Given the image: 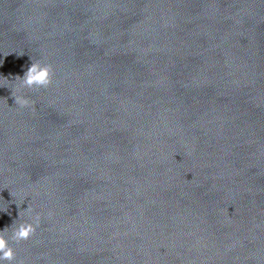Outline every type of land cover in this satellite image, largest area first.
I'll return each instance as SVG.
<instances>
[{
    "label": "water",
    "instance_id": "95a60500",
    "mask_svg": "<svg viewBox=\"0 0 264 264\" xmlns=\"http://www.w3.org/2000/svg\"><path fill=\"white\" fill-rule=\"evenodd\" d=\"M28 206L14 264H264V0H0V231Z\"/></svg>",
    "mask_w": 264,
    "mask_h": 264
},
{
    "label": "clouds",
    "instance_id": "9594fccd",
    "mask_svg": "<svg viewBox=\"0 0 264 264\" xmlns=\"http://www.w3.org/2000/svg\"><path fill=\"white\" fill-rule=\"evenodd\" d=\"M52 77L53 69L50 64L32 61L22 78L20 76L15 77L14 80L19 82L18 85L14 84L13 88H10L15 105L27 108L32 105V101L22 94H15L13 89L19 92V90L25 88L30 90L48 88L52 83ZM25 212L29 214V221L13 222L11 227H6L3 231H0V264H14L15 251L10 242L19 244L21 241L29 240L36 233L37 228L41 226L42 217L39 213L32 215V209L29 206ZM21 218V213H19V219L17 220Z\"/></svg>",
    "mask_w": 264,
    "mask_h": 264
}]
</instances>
